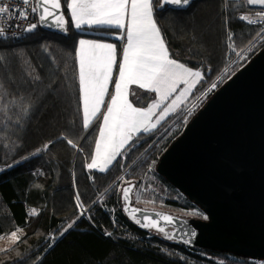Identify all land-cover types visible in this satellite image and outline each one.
<instances>
[{
	"label": "trees",
	"instance_id": "1",
	"mask_svg": "<svg viewBox=\"0 0 264 264\" xmlns=\"http://www.w3.org/2000/svg\"><path fill=\"white\" fill-rule=\"evenodd\" d=\"M159 3L153 0L155 19L171 57L204 73L187 105L213 80H218L219 87L227 82L264 48V41L252 40L259 26L237 18L261 8L258 5H246L244 0H229L227 6L225 0H197L188 10L179 11L158 10ZM64 10L69 20L67 38L38 26L23 39H0V56L7 57L0 64L9 67L8 72L0 68V82L7 89L0 88V235L23 230L21 242L0 252V264H255L234 253L170 242L141 229L124 212L122 187L131 181L136 183L137 205L206 216L156 169L162 154L187 125L185 108L171 114L156 131L143 134L126 158L118 157L120 163H113L108 171L85 167L94 153L102 116L87 130L83 128L75 48L80 38L111 40L116 30H78L66 6ZM229 31L237 51L245 49L244 59L229 48ZM116 41L119 59L125 41ZM29 72L40 75L38 87L27 83ZM117 76L118 68L113 80ZM49 87L50 92L46 91ZM113 90L111 83L109 93ZM109 100L110 95L106 103ZM5 102L11 111L2 109ZM25 103L31 104L27 116L20 111ZM61 134L66 139H59ZM67 139L78 147L68 145ZM48 141L53 143L47 150L32 155ZM77 192L89 209L79 219ZM32 209L38 214L30 215ZM193 211L200 215H190ZM73 220L74 226L60 236Z\"/></svg>",
	"mask_w": 264,
	"mask_h": 264
},
{
	"label": "snow or ice",
	"instance_id": "2",
	"mask_svg": "<svg viewBox=\"0 0 264 264\" xmlns=\"http://www.w3.org/2000/svg\"><path fill=\"white\" fill-rule=\"evenodd\" d=\"M20 3L23 7L18 5L13 8L0 0V37L18 34L9 32L4 26L13 23L16 28H22L28 33H32L41 24H47L66 33L69 24L63 11L66 6L71 24L76 29L80 30L85 27L115 29L116 38L125 41L119 59L116 44L104 40L80 38L75 48L83 128L87 130L95 119L102 116L94 153L91 161L85 165L89 171L98 170L104 173L113 163H120L118 157L126 158V153L135 147L143 134L156 131L158 126L171 114L186 108L191 90L204 80V73L200 69L194 70L171 58L166 41L155 19L153 0H63V3L62 0H20ZM228 3L229 0H225V6ZM244 3L261 6V9L254 13L239 15L237 18L246 21L248 25H259L252 40L264 41V0H244ZM165 4L182 7L189 5L190 0H160V7ZM232 6L237 5L233 3ZM30 14H35L37 22L22 23L29 20ZM227 23L226 18L225 24ZM228 40L231 41L229 48L244 59L245 49L241 48L237 51L233 34L230 31ZM252 40L249 43H252ZM47 50L45 48V51ZM0 61H7V57L0 56ZM0 68L5 72L9 71L7 63L0 64ZM114 68H118V76L113 80ZM28 75L30 79L27 83L38 87V82L41 80L40 75H33L32 72ZM110 82L114 83V94L109 93ZM130 85H136L140 89L154 93L155 98L147 107L134 106L129 100ZM216 87V83H212L207 91L210 92ZM0 88H5L2 82H0ZM51 90L50 87L46 89L49 92ZM108 95H110V100L106 103L105 97ZM2 99L3 97H0V100ZM30 107V103L20 106V111L24 116L28 115ZM104 107L106 111L102 112ZM195 107L196 105L193 104L187 109L184 117L185 123ZM2 109L11 111L7 102L2 105ZM19 119L20 117H17V122ZM59 139L66 138L61 134ZM66 142L73 148L78 147L72 139H67ZM52 143L53 141H48L42 148H37L32 155L47 150ZM21 159H27V157ZM19 162L14 161V163ZM6 167H12V164ZM90 178L94 179V177ZM126 183L128 186L122 187V198L125 202L129 201L133 187L131 181ZM75 200L76 208L80 210L76 219H79L80 216L87 214L89 209L84 207L79 192L76 193ZM124 211L129 212L127 204H125ZM142 211L140 208H132L129 215L143 228L155 229L167 239L175 238L160 225L159 220L149 215L143 216L144 222L142 223L141 219L136 216ZM37 214L36 209H32L30 215ZM189 214L200 215L197 211ZM157 216L167 224L175 223L176 218L171 215L157 213ZM204 219L207 217L205 216ZM75 223V220L68 223L59 235L63 236ZM191 236H195L194 231ZM22 238L23 230L20 228L0 235V240H9L8 247L0 248V252H7L10 247L21 242ZM52 240L54 241L55 237H52ZM184 243H190V241L184 240Z\"/></svg>",
	"mask_w": 264,
	"mask_h": 264
},
{
	"label": "water",
	"instance_id": "3",
	"mask_svg": "<svg viewBox=\"0 0 264 264\" xmlns=\"http://www.w3.org/2000/svg\"><path fill=\"white\" fill-rule=\"evenodd\" d=\"M195 1L182 7L159 3L157 9L188 10ZM39 28L66 38L70 34L69 24L66 33L47 24ZM156 169L207 219L137 205L132 182L129 201L122 198L123 209L125 204L129 212L142 209L136 214L142 223L149 215L175 238L143 228L124 211L132 222L176 244L264 259V48L210 96L162 154ZM157 213L175 217V223L167 224Z\"/></svg>",
	"mask_w": 264,
	"mask_h": 264
},
{
	"label": "crops",
	"instance_id": "4",
	"mask_svg": "<svg viewBox=\"0 0 264 264\" xmlns=\"http://www.w3.org/2000/svg\"><path fill=\"white\" fill-rule=\"evenodd\" d=\"M70 16V15H69ZM86 28V27H85ZM114 35V34H113ZM84 39H97V40H104V41H106V42H109V43H114V44H116V46H117V41L116 40H118L117 38H116V36L114 35V40L113 39H111V40H107V39H102V38H84ZM168 47V46H167ZM168 50H169V48H168ZM169 53H170V50H169ZM171 56V55H170ZM172 58V57H171ZM180 62V61H179ZM115 71H116V68H114V70H113V77H114V75H115ZM111 83L112 82H110L109 83V86H108V88H109V91H110V87H111ZM114 91H115V88H114V90H113V93L112 94H114ZM129 92H130V95H129V100L133 103V105L134 106H136V107H147V105L149 104V103H151L152 102V100L155 98V94L154 93H151V92H148V91H146V90H144V89H140L138 86H136V85H130L129 86ZM191 92H193V91H191ZM134 94V95H133ZM191 95H192V93H191ZM191 95H190V97H191ZM190 97H189V99H190ZM107 98H108V96H106L105 97V101L107 100ZM188 99V100H189ZM170 102V101H169ZM188 102V101H187ZM180 110H178L177 112H179ZM176 112V113H177ZM175 114V113H174Z\"/></svg>",
	"mask_w": 264,
	"mask_h": 264
},
{
	"label": "built area",
	"instance_id": "5",
	"mask_svg": "<svg viewBox=\"0 0 264 264\" xmlns=\"http://www.w3.org/2000/svg\"><path fill=\"white\" fill-rule=\"evenodd\" d=\"M3 2H5V3H7L10 7H13V8H15V7H17L18 5L20 6V7H23V5L20 3V0H3ZM261 8H259V9H256V10H260ZM255 10V11H256ZM250 13H254V11L253 12H246V13H244V14H250ZM243 15V14H242ZM32 22H37V18H36V16H35V14H30V16H29V20L28 21H25V22H22V23H24V24H27V23H32ZM246 22V21H245ZM247 23V22H246ZM8 30H9V32H16V33H18L16 36H11V35H8V36H5V37H0V39H4V38H9V39H15V40H20V39H23L24 37H26L27 36V34H28V32H24L23 31V29L22 28H16L15 26H14V23L13 24H5L4 25ZM255 26H259V25H255ZM210 87V86H209ZM208 88V87H207ZM207 88H205V89H207ZM205 89L203 90L204 92H205ZM216 90H218V89H216L215 88V91ZM202 91V92H203ZM214 91V92H215ZM202 92H201V94L196 98V100H195V98H194V100H193V102H192V104H195V103H197L198 101H201V99H202ZM211 94L209 95V96H211L212 94H213V92H210ZM190 102V103H191ZM189 103V104H190ZM250 260H252V261H254L255 262V264H264V259H250Z\"/></svg>",
	"mask_w": 264,
	"mask_h": 264
},
{
	"label": "rangeland",
	"instance_id": "6",
	"mask_svg": "<svg viewBox=\"0 0 264 264\" xmlns=\"http://www.w3.org/2000/svg\"><path fill=\"white\" fill-rule=\"evenodd\" d=\"M259 6V5H258ZM259 7H261V6H259ZM215 80H213V82H214ZM217 81L218 80H216L214 83H216V85H217V87H216V89H219L220 87H219V84L217 83ZM212 82V83H213ZM212 83H210V84H212ZM210 84L209 85H207V87L209 88V86H210ZM223 84H221V86H222ZM207 87H205V88H207ZM204 88V89H205ZM208 88L207 89H205V92L203 91H201L202 92V99H201V101H198L197 103H195V105H196V107L194 108V109H192V114L190 115V116H188V118H187V122H186V124H188V122L193 118V116L198 112V110L200 109V108H202L203 106H204V104L207 102V100L210 98V92H213V93H215L214 91H215V89H213L212 91H207L208 90ZM194 90V88L191 90V91H193ZM201 92H199V93H197V97L201 94ZM192 93V92H191ZM191 93L189 94V96H188V99H189V97H190V95H191ZM205 93H206V95H205ZM195 96V97H196ZM194 97V98H195ZM196 97V98H197ZM196 98H195V100H196ZM194 100V99H193ZM193 100H192V102H193ZM188 101V100H187ZM192 102L190 103V104H188L187 105V107L184 109L185 110V115L187 114V109L188 108H191V106L193 105L192 104ZM185 115H183V117H185ZM155 187H152L151 189H154ZM8 245H9V240H7V239H4V240H0V248H5V247H8ZM14 246V245H13ZM12 246V247H13ZM11 248V247H10Z\"/></svg>",
	"mask_w": 264,
	"mask_h": 264
}]
</instances>
